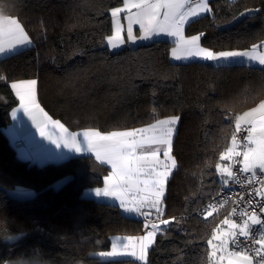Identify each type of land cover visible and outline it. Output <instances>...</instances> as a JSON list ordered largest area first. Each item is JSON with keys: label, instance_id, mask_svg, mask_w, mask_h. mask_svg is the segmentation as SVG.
Returning a JSON list of instances; mask_svg holds the SVG:
<instances>
[{"label": "trees", "instance_id": "trees-1", "mask_svg": "<svg viewBox=\"0 0 264 264\" xmlns=\"http://www.w3.org/2000/svg\"><path fill=\"white\" fill-rule=\"evenodd\" d=\"M121 0H0L33 45L0 59V264H210L207 242L228 213H198L224 184L216 165L232 146L238 114L264 98V68L245 64L173 63V43L154 41L110 51V10ZM211 11L186 25L214 52L248 50L264 41V0H209ZM35 79L38 102L71 130L129 129L179 117L172 155L177 168L157 218L124 213L85 197L106 169L93 158L38 165L21 160L3 128L17 100L12 80ZM32 190L27 199L10 195ZM161 218V219H160ZM158 234L145 263L101 260L115 236ZM169 220V225H160Z\"/></svg>", "mask_w": 264, "mask_h": 264}, {"label": "snow or ice", "instance_id": "snow-or-ice-1", "mask_svg": "<svg viewBox=\"0 0 264 264\" xmlns=\"http://www.w3.org/2000/svg\"><path fill=\"white\" fill-rule=\"evenodd\" d=\"M132 9L138 11L132 12ZM208 0H199L194 6L189 4V0H123V7L113 8L111 15L114 23L119 20L120 14L130 13L124 19L128 20L127 35H121V28L115 27L113 33L106 37L107 44L112 49H117L126 42L135 43L138 40H149L156 36L165 35L173 38L176 47L172 49L173 58L176 60H186L199 58L205 61L236 60L247 58L258 61L264 65V53L250 55L243 51H220L214 52L210 49L201 47L200 41L203 33L185 37L186 25L194 22L196 17L210 12ZM0 23L6 24L0 27V54L11 52L17 48L25 47L30 44L21 23L16 18L0 15ZM139 25L140 35H135L133 25ZM253 45V51L256 49ZM183 53V55L179 53ZM0 79H4L0 77ZM37 81L21 80L11 83V88L20 102V109L36 127L40 136L50 141L59 148L61 145L69 150L76 152H93L98 161H104L111 165L112 171L106 177L103 189L97 188V197H114L119 201L120 207L125 212L135 213L145 218L149 217V211L145 208L155 209L157 215H162L164 209L162 205L166 199V186L171 178V174L177 168L176 159L172 155L174 134L177 131L179 117L173 116L165 120H158L155 124L147 128L132 129L128 131H112L106 134L96 130L83 132V145L77 143L75 136L70 139L64 134L67 129L59 121H52V126L60 130L61 135L53 138V135L41 127L37 119L36 110L39 105L36 103ZM42 112L43 110L40 109ZM16 116V111L12 113ZM46 116V114H45ZM243 125L250 127L242 128ZM247 131V136L243 141H238L237 136L232 137V146L228 147L226 153L221 154V160H233L241 157L235 163L242 165L239 169L241 173H252L257 175L256 170L264 173V103L258 108L245 112L243 116L236 117V132ZM151 132V135H146ZM240 150H237V149ZM162 152L164 160L160 159ZM217 172L223 177L225 174L228 179L223 180L227 185L230 180H237L231 165L222 167L216 165ZM264 195V193H257ZM252 206V202H248ZM131 205V206H129ZM264 213V207L259 209ZM235 214V209L233 210ZM211 215V213L209 214ZM240 215L247 216L242 223H236L232 219L226 218L222 221L228 226L227 230L213 232V236L208 240V245L213 249L209 253L210 264H253L252 258L245 250H229V244L239 247V237L247 239L253 226H260L261 239L254 242L260 245L255 249L261 257L259 264H264V219L254 210L250 215L242 212ZM169 220H161L160 225H169ZM145 228H151L145 235L140 237H128L127 242L119 246L114 244L109 252L100 253L107 258L135 257L137 261H146L148 251L153 246L155 237L158 234L159 226L156 223H145ZM214 240H219V244H213ZM138 242V243H137ZM137 246L139 254L137 255ZM118 247L121 250H118ZM131 249V250H129ZM219 253V255H217Z\"/></svg>", "mask_w": 264, "mask_h": 264}, {"label": "crops", "instance_id": "crops-1", "mask_svg": "<svg viewBox=\"0 0 264 264\" xmlns=\"http://www.w3.org/2000/svg\"><path fill=\"white\" fill-rule=\"evenodd\" d=\"M196 3H199V0H189V4L192 5V6H194ZM208 3H209V0H208ZM209 6H210V4H209ZM117 7H123V0H121L120 5H118ZM114 8H116V7H114ZM112 9L110 10V17H111V24H112L111 34L113 33L114 28L119 26L121 28V35L122 36H126L127 35L128 20L124 19V17L128 16L130 13H128V12L121 13L119 20L114 23L113 17L111 15ZM136 11H138V10L137 9H132V12H136ZM196 18H198V17H196ZM4 26H6V24H4V23H2L0 25V27H4ZM24 30H25V28H24ZM25 32H26V30H25ZM133 32H134L135 35H140L139 25H136V24L133 25ZM26 34H27V32H26ZM193 35H199V34H191V35H186L185 34V37L187 38V37H191ZM28 37H29V35H28ZM29 40L31 41V43L26 45L25 47L17 48L15 50H13L11 52H7L5 54H0V59L4 58L6 56H9L11 54H14V53H16L18 51H21V50H24V49H27V48L31 47L33 45V42L30 39V37H29ZM159 40H168V41L173 43V46L171 47L170 53H169L170 61L173 62V63H185V62H189V61H201V62H206V63H209V64H213V65L245 64V65H254V66L264 67V65H260L258 63V61H252V60L247 59L246 57L245 58H238L236 60H231V59L230 60H223L222 59V60L214 61V62L213 61H205V60H202V59H199V58H190V59H186V60H176V59L173 58V55H172V49L176 47V44L173 41V38L167 37L165 35L156 36V37H154L152 39H149V40H138L135 43L126 42L125 44L121 45L117 49L110 48L108 46V44H107V39H106V45H107V47H108V49L110 51H117V50H120V49H122L124 47H135V46L140 45V44H149V43H152L154 41H159ZM200 44H201V41H200ZM201 47H204V46L201 44ZM204 48H207V47H204ZM207 49H209V48H207ZM226 51H243V52H248L250 55H259L261 53H264V51L262 49L261 50L255 49V51H253V48L252 49H248V50H226ZM179 54L183 55L182 52L179 53ZM21 80H31V79L12 80V81H10L8 83L9 88L12 91L13 95L15 96L17 102L12 107V109L10 110V117H11L10 123L6 127H4V129H3L7 139L9 141V143L14 147L16 155L18 156V154H21V156L23 158L18 156L21 160L27 161V162H30V163H36L38 165H45V164H48V163H59V162L65 161L67 159L75 158V157L87 156V157L93 158L94 161H96L98 164L103 166L104 169H106V173L103 175L102 185L101 186L93 187V188H87V189L84 190L83 195L85 197L92 198V199H95L97 201L115 203V204L119 205V201L116 200L114 197H97L95 195V190L97 188L103 189L105 187L104 181H105L106 177L108 176V174L112 171L111 165L107 164L104 161L96 160L95 154L93 152L87 151L86 145L84 146V149H85L84 151L76 152L75 150H69V149L64 148L63 145H61L59 148H57L50 141H48L45 138L40 136L39 132L37 131L36 127L33 125L32 121L27 116H25L23 114L22 109H20V102H19L18 97L15 94V90H13L11 88V83L18 82V81H21ZM36 103L39 105V109L36 110V115H37L38 121L41 124V127H45L47 125V127H45V130L48 131L50 134H52L53 138H58L61 135V132H60V130L58 128L52 126V121H59V120L52 118L44 110L42 105L38 102L37 91H36ZM261 103H264V98L261 101H259L256 105H254L253 107H251L249 109H246V110L242 111L241 113H238L236 115V117L243 116V114L245 112H250L252 109L258 108V106ZM40 109H42L43 111L41 112ZM14 111H16V116L12 115V113ZM45 114H46V116H45ZM173 116H176V115L162 117V118H159V119H157V120H155V121H153V122H151L149 124H146V125H143V126H140V127H134V128H129V129H121V130H112V131H128V130H132V129L147 128V127H149V125L155 124L156 121H158V120H165V119H168V118L173 117ZM234 121H235V127H236V118H235ZM59 122L61 124H63L61 121H59ZM64 127L67 129V133H65L64 135L67 138H69V139L72 136H75V138L77 140V143H79L81 145H83V140H84L83 132H85L87 130L100 131V130L95 129V128H81V129L71 130L70 128L66 127L65 125H64ZM176 128H177V126H176ZM112 131H107V132L100 131V132L106 134V133L112 132ZM151 134L152 133L149 132L146 135H151ZM18 140H22L23 146H17L16 145V142ZM159 155H160V159L164 160L162 152ZM219 164L222 167L228 166V165H230V160H222ZM219 176H220V180H221L222 183H223L224 179H228L226 174L222 177L221 173H219ZM259 191H260V193H264V182L260 186ZM261 196L264 197V195H261ZM129 206H131V205H129ZM162 207H163V205H162ZM120 208H121V210L124 213H126L128 215L136 216V217H139V218H143V220H145V217H143V216L137 215L135 213L125 212V210L122 207H120ZM143 211H149L151 213L149 218H157V217H159L157 215L155 209L145 208V209H143ZM226 218L231 219L230 215H229V212L225 213L223 215V219L221 220V222L218 225L217 229L220 226L227 227L225 230L228 229L227 225L221 224L222 221L225 220ZM145 234H146V232L142 233L141 235L135 236V237H140V236L145 235ZM127 238H128V236H115L113 238L114 240H113L112 246H113V244H116V245L119 246L120 244L126 243L127 242ZM258 248H260L259 244H258ZM118 250H121V249L119 248ZM129 250H131V249H129ZM138 254H139V251H138V246H137V255ZM217 255H219V253ZM121 258L122 259L130 258L132 260L137 261L135 259V257H119L118 259H121ZM137 262L145 263V261H137ZM223 264H227V261H224Z\"/></svg>", "mask_w": 264, "mask_h": 264}, {"label": "built area", "instance_id": "built-area-1", "mask_svg": "<svg viewBox=\"0 0 264 264\" xmlns=\"http://www.w3.org/2000/svg\"><path fill=\"white\" fill-rule=\"evenodd\" d=\"M232 118L235 120L236 114H232ZM249 125H242V128H247ZM247 131L241 133L236 132V127L232 132L233 135L237 136L238 141H243V137L247 136ZM246 143V141H243ZM16 145L23 146L22 140H18ZM237 150H240L239 148ZM241 157H235L230 160V165L232 171L235 173L237 180H230L227 185L220 186L218 191L208 199L201 207L198 209V213H218L224 209H228L230 218L236 223H242L247 216H241L240 213L247 212L249 215L255 210L258 215L264 219V213L259 212V209L264 207V197L261 196L259 189L264 182V173L256 170L257 175L252 176V173H241L239 169L242 165L235 163L236 160H241ZM249 201L252 202V206L249 205ZM235 209V214L233 210ZM148 224L157 223L154 220L146 219ZM145 222V223H146ZM151 228L146 229L144 227V232L150 231ZM260 226H253L250 236L245 239L244 237H239V247L229 244V250H245L247 254L252 258L253 264H259L261 257L255 252L258 248V244L255 240L261 239Z\"/></svg>", "mask_w": 264, "mask_h": 264}, {"label": "rangeland", "instance_id": "rangeland-1", "mask_svg": "<svg viewBox=\"0 0 264 264\" xmlns=\"http://www.w3.org/2000/svg\"><path fill=\"white\" fill-rule=\"evenodd\" d=\"M231 1V0H230ZM209 4V3H208ZM209 8H210V6H209ZM209 13V12H208ZM208 13H204V14H202L201 16H204V15H206V14H208ZM2 23H0V25H1ZM257 47H256V49H258V50H263L264 51V41L263 42H261V43H259L258 45H256ZM254 66V65H253ZM255 67H259V66H255ZM261 68H264V67H261ZM4 129V128H3ZM18 146V145H17ZM18 156H20L21 158H23L22 156H21V154H18ZM15 195L14 197L15 198H19V199H27V198H30V197H32V196H34V192L32 191V190H30V191H28V190H24V189H18V190H15V191H12L11 192V194L10 195ZM12 195V196H13ZM221 224H223V223H221ZM227 227H222V226H220L217 230L215 229V231L217 232V234H219V230H221V229H223V230H225ZM212 236H213V234H212ZM212 236H211V238H212ZM210 238V239H211ZM220 243V241L219 240H214L213 241V244H219ZM114 245V244H113ZM207 245H208V242H207ZM119 249V248H118ZM208 249H209V252H211V251H213V249L208 245ZM112 250V245L110 246V248L108 249V250H106V251H102V252H109V251H111ZM102 252H99L98 253V255H99V258L101 259V260H110L111 258H107V257H103V256H101L100 255V253H102ZM210 260H211V258H210ZM2 264H7V263H2Z\"/></svg>", "mask_w": 264, "mask_h": 264}]
</instances>
